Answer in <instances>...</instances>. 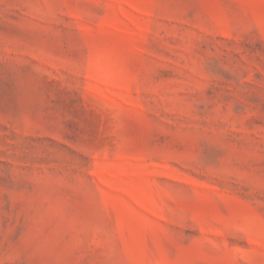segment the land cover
I'll return each mask as SVG.
<instances>
[{
	"label": "rangeland",
	"instance_id": "374dc122",
	"mask_svg": "<svg viewBox=\"0 0 264 264\" xmlns=\"http://www.w3.org/2000/svg\"><path fill=\"white\" fill-rule=\"evenodd\" d=\"M0 264H264V0H0Z\"/></svg>",
	"mask_w": 264,
	"mask_h": 264
}]
</instances>
